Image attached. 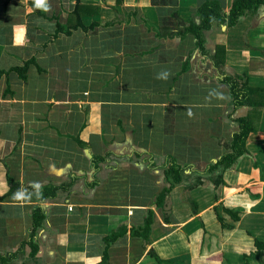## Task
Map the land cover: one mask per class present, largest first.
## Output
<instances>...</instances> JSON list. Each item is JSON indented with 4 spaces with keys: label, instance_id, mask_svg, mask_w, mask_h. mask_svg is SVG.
<instances>
[{
    "label": "crops",
    "instance_id": "1",
    "mask_svg": "<svg viewBox=\"0 0 264 264\" xmlns=\"http://www.w3.org/2000/svg\"><path fill=\"white\" fill-rule=\"evenodd\" d=\"M209 1L235 0H0V264H264V108H235L224 84L264 90V7L213 23L202 53L186 30ZM30 61L27 80L9 73ZM236 120L246 152L213 186ZM149 211L148 238L132 235Z\"/></svg>",
    "mask_w": 264,
    "mask_h": 264
},
{
    "label": "trees",
    "instance_id": "2",
    "mask_svg": "<svg viewBox=\"0 0 264 264\" xmlns=\"http://www.w3.org/2000/svg\"><path fill=\"white\" fill-rule=\"evenodd\" d=\"M261 7H264V0H235L232 5V9L228 15L223 13L222 7L220 2L218 1H209L206 2L197 13V16L200 18V24L198 26H191L190 28H187L186 31H188V34L192 35L196 40V46L197 48L204 53V44H205V33L208 32L211 29V26L213 23H218L219 26H226L228 28L235 27V25L240 21L241 18H243L246 15L249 14H255ZM80 18V17H79ZM97 24H93L90 28L84 29L86 33L89 31H93ZM83 28L81 23H78L73 30H79ZM62 32V34L66 36H71L72 32H69L68 30H65V28H59L58 32ZM164 31V30H163ZM167 34V32H166ZM220 49H217L216 53V59L218 58ZM35 64L34 61H30L26 64L25 67L22 68H14L9 73H16L20 77L21 80H27L28 78V72L30 66ZM5 72H0V76H3ZM7 74V73H6ZM242 81V78H226L224 80V84L229 88L230 96L232 98V102L235 106V108L238 107H249L251 109H261L264 108V90H252L243 88L242 83H239V81ZM241 86V87H240ZM236 122L239 125L240 131L234 134L233 140L229 143L228 150L230 151L221 159L214 164L211 169H209V172L219 171L220 174L223 175V173L232 167L234 163H236V160L245 154V143L247 141V138L249 134L252 132V127L249 125L247 120H236ZM78 141V139H77ZM99 159V158H98ZM180 168L176 166H172L166 170V175L171 176L174 179L175 183H179V179L181 178L182 173L180 172ZM222 175L220 179H217V183H223ZM16 186H14V189ZM173 188V184L170 185L169 188L163 189V192L161 193V199L158 201L159 204L163 202V198L166 194L170 193L171 189ZM46 189H41L40 193ZM225 213H227L229 216L234 217L235 220L238 219V216L231 210L225 209ZM46 219V215L44 214L42 208H36L33 211V231H32V238L36 235V232L38 231V228H40L44 221ZM222 223V226L224 228L231 227L230 225H224L223 218L219 219ZM153 224V214L152 212H147V217L144 219L143 224L139 226L138 228H132L130 233L132 235L141 236L148 238V231L151 230V226ZM126 227L122 226L120 230L113 233L111 236L104 239V242L106 246H109L110 243L114 242L117 237L122 236L125 233ZM146 234V235H143ZM256 247L259 250L264 249V241L259 242L256 241L255 243ZM263 248V249H262ZM37 253L36 251L33 252V256ZM0 261L6 262L5 256L3 253L0 252ZM100 264H109V257L108 253L105 250L102 256V260Z\"/></svg>",
    "mask_w": 264,
    "mask_h": 264
},
{
    "label": "clouds",
    "instance_id": "3",
    "mask_svg": "<svg viewBox=\"0 0 264 264\" xmlns=\"http://www.w3.org/2000/svg\"><path fill=\"white\" fill-rule=\"evenodd\" d=\"M34 4H35V7L37 9H40L44 12L50 11V6L48 4V0H34ZM168 76H169V73L162 72V73L158 74L157 79H165L166 80L168 78ZM210 95H215L221 100L226 99V97L223 94L218 93L215 90H213V92L210 93ZM188 115H189V117H191L192 112L189 111ZM37 195H39V187L38 186H37ZM14 199L16 201L21 202V203H26V202L30 201L31 197L26 196L23 191H18L16 194H14Z\"/></svg>",
    "mask_w": 264,
    "mask_h": 264
},
{
    "label": "rangeland",
    "instance_id": "4",
    "mask_svg": "<svg viewBox=\"0 0 264 264\" xmlns=\"http://www.w3.org/2000/svg\"><path fill=\"white\" fill-rule=\"evenodd\" d=\"M198 18H199V16H198ZM199 20V19H198ZM146 158V157H145ZM144 158L142 157V156H133V157H126V158H124V159H122L124 162H136V163H142V162H140L141 160H143ZM146 160H147V158H146ZM145 160V161H146ZM147 161H149V160H147ZM146 161V162H147ZM122 162V161H121ZM117 163H119V161H117ZM165 163H167L168 164V168H170V167H172L173 165L174 166H176L175 165V163H172V161H169L168 159H167V161L165 162ZM173 164V165H172ZM198 175L199 174H201V173H197ZM221 175L222 174H220L219 173V171L217 172V171H214L213 173H212V175H211V177L210 178H208V180H209V184H211V185H213V186H215V180H217V179H220V177H221ZM201 176V175H200ZM189 177H191V176H188V178ZM191 189V188H190ZM189 189V190H190ZM160 196V198H161V195H159ZM164 200H165V198H164ZM157 201H159V200H157ZM163 205V204H162Z\"/></svg>",
    "mask_w": 264,
    "mask_h": 264
}]
</instances>
